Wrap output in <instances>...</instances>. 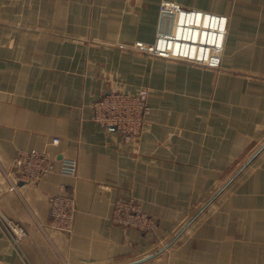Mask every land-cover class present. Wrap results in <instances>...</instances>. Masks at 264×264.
Listing matches in <instances>:
<instances>
[{
    "label": "crops",
    "instance_id": "0c3cea01",
    "mask_svg": "<svg viewBox=\"0 0 264 264\" xmlns=\"http://www.w3.org/2000/svg\"><path fill=\"white\" fill-rule=\"evenodd\" d=\"M163 1L0 0V213L27 233L15 246L0 224V264H264V0H168L229 18L218 70L134 51L169 29ZM141 88L137 138L93 120L110 90ZM34 149L76 160V176L11 190L4 172ZM61 194L69 233L50 224ZM131 199L155 231L112 224Z\"/></svg>",
    "mask_w": 264,
    "mask_h": 264
},
{
    "label": "built area",
    "instance_id": "2783aa9c",
    "mask_svg": "<svg viewBox=\"0 0 264 264\" xmlns=\"http://www.w3.org/2000/svg\"><path fill=\"white\" fill-rule=\"evenodd\" d=\"M189 14H195L197 21L200 18L203 24L200 25L196 21L189 27L187 22L183 21ZM160 16L162 26L164 23L168 24L169 29L164 30L162 27L153 44L136 42L133 46L134 51L143 55L187 62L209 69L221 67L228 33L229 18L227 16L184 8L180 4L168 0L161 3ZM208 16L212 21L214 19V27L205 24ZM187 29L189 31L186 36ZM191 34L193 38H191ZM211 35L217 40L216 43L209 41ZM184 41L187 42L186 48L183 46ZM149 93L147 89L139 90L136 93L110 90L93 103V120L104 128L115 127L126 141L134 140L142 132L151 111L148 104ZM59 143V138L52 140L53 145ZM77 170L78 162L76 160L67 158L57 160L46 151L34 149L19 150L12 161L11 169L4 173L10 182L11 190H15L22 182L34 183L55 172L73 177L76 176ZM49 203L50 224L63 232H71L77 211L75 199L61 194L51 196ZM111 222L118 226L136 228L142 232H152L157 228L156 222L143 213L138 202L132 199L118 200L115 203ZM0 224L7 231L14 245L19 246L27 234L26 230L5 218L1 213Z\"/></svg>",
    "mask_w": 264,
    "mask_h": 264
},
{
    "label": "bare ground",
    "instance_id": "6f19581e",
    "mask_svg": "<svg viewBox=\"0 0 264 264\" xmlns=\"http://www.w3.org/2000/svg\"><path fill=\"white\" fill-rule=\"evenodd\" d=\"M183 16H184V15H183ZM188 16H189V17H188ZM188 16H187V19H184V20H183L184 23L187 22L186 24H187L188 26H189L190 24H192V23L195 24L196 21H197V17H195V14H191V15L189 14ZM197 22H198V24H200V25L203 24V21H202V19H200V18L198 19ZM205 24H206L207 26L212 25V26L214 27V19H213V21H212L211 17L208 16L207 19H206V21H205ZM189 27H190V26H189ZM188 31H189V30L187 29V30H186V36H187V32H188ZM192 34H193V33H192ZM192 34H191V35H192ZM191 38H193V35H192ZM209 41H210L211 43H214V42L216 43V42H217V40L214 38L213 35H211V37L209 38ZM183 43H184V45H183L184 48H186V47H187V45H186L187 42L184 41ZM177 45H178V44H177ZM173 47H174V46H173ZM173 47H172V48H173ZM176 48H177V47H176Z\"/></svg>",
    "mask_w": 264,
    "mask_h": 264
},
{
    "label": "rangeland",
    "instance_id": "374dc122",
    "mask_svg": "<svg viewBox=\"0 0 264 264\" xmlns=\"http://www.w3.org/2000/svg\"><path fill=\"white\" fill-rule=\"evenodd\" d=\"M140 54V53H139ZM143 55V54H142ZM145 56H148V55H145ZM151 58H158V59H161L164 63H166V64H180V63H185V64H189V65H192V66H195V67H197V65H193V64H190V63H187V62H182V61H175V60H170V59H162V58H159V57H155V56H150ZM200 67V66H199ZM203 68H205L206 69V67H203ZM209 69V68H208ZM220 69V68H219ZM211 70H218V69H211ZM143 89H148V88H141V89H139V90H143ZM138 90V91H139ZM137 91V92H138ZM74 222H75V220H74ZM74 226V225H73ZM134 229H136V228H134ZM138 230V229H137ZM154 230H156V229H154ZM154 230H152V232L154 231ZM140 231V230H139ZM151 232V231H150Z\"/></svg>",
    "mask_w": 264,
    "mask_h": 264
},
{
    "label": "water",
    "instance_id": "95a60500",
    "mask_svg": "<svg viewBox=\"0 0 264 264\" xmlns=\"http://www.w3.org/2000/svg\"><path fill=\"white\" fill-rule=\"evenodd\" d=\"M164 25H165V23L163 24V26H164ZM109 130L118 132L117 129H116L115 127H110ZM235 176H236V174H235ZM235 176H234V177H235ZM21 184H23V182L20 183V185H21ZM212 200H213V198L210 200V202H211ZM181 232H182V230H181ZM181 232H179V233L177 234V236L180 235ZM175 238H176V237H175ZM175 238H174V239H175ZM174 239H173V240H174ZM173 240H172V241H173ZM172 241H171V242H172ZM171 242H170V243H171ZM170 243H169V244H170ZM169 244H168V245H169ZM168 245H167V246H168ZM163 250H164V249H163ZM163 250H160L159 252H157L156 254H154V255H152V256H150V257H148V258H152V257L158 255V254H159L160 252H162ZM148 258H147V259H148Z\"/></svg>",
    "mask_w": 264,
    "mask_h": 264
}]
</instances>
